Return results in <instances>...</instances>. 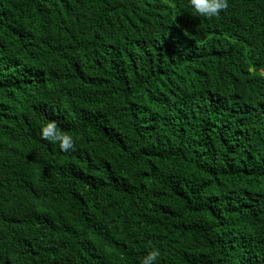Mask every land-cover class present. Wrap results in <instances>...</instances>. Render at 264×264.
<instances>
[{
  "label": "trees",
  "instance_id": "16d2710c",
  "mask_svg": "<svg viewBox=\"0 0 264 264\" xmlns=\"http://www.w3.org/2000/svg\"><path fill=\"white\" fill-rule=\"evenodd\" d=\"M260 69L264 0H0V264H264Z\"/></svg>",
  "mask_w": 264,
  "mask_h": 264
},
{
  "label": "clouds",
  "instance_id": "9594fccd",
  "mask_svg": "<svg viewBox=\"0 0 264 264\" xmlns=\"http://www.w3.org/2000/svg\"><path fill=\"white\" fill-rule=\"evenodd\" d=\"M230 6V0H190L192 14L196 17L212 18L219 16L223 10ZM258 75L264 77V69L258 70ZM40 135L44 140L58 145L59 150L68 152L76 147V138L73 134L63 130L56 120L48 119L41 125ZM161 249L150 244L146 253L140 258L139 264H158Z\"/></svg>",
  "mask_w": 264,
  "mask_h": 264
}]
</instances>
